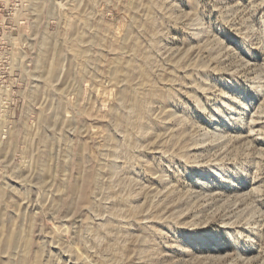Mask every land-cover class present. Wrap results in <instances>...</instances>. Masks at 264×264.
<instances>
[{"label":"rangeland","instance_id":"obj_1","mask_svg":"<svg viewBox=\"0 0 264 264\" xmlns=\"http://www.w3.org/2000/svg\"><path fill=\"white\" fill-rule=\"evenodd\" d=\"M0 25V264H264V0H0Z\"/></svg>","mask_w":264,"mask_h":264},{"label":"built area","instance_id":"obj_2","mask_svg":"<svg viewBox=\"0 0 264 264\" xmlns=\"http://www.w3.org/2000/svg\"><path fill=\"white\" fill-rule=\"evenodd\" d=\"M3 30H4V27H2L1 25H0V32H2L3 33ZM0 44L2 45H6V47H7V49L8 50H6L5 51V59L6 60H8V59H10L11 58V56H12V53L10 52L11 50H10V48H8L9 47V45L11 44V39L10 38H8V37H6V36H4V34H0ZM4 69H7L8 70V67H3V70L2 71H0V82L1 83H3L4 81V79H6V76H3V74H5V72H6V70H4ZM2 74V75H1Z\"/></svg>","mask_w":264,"mask_h":264}]
</instances>
